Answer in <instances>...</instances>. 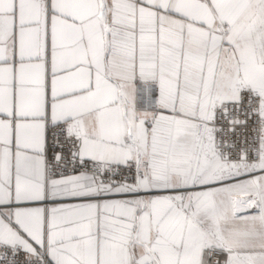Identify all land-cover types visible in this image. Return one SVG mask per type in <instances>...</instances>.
<instances>
[{
	"label": "snow or ice",
	"instance_id": "1",
	"mask_svg": "<svg viewBox=\"0 0 264 264\" xmlns=\"http://www.w3.org/2000/svg\"><path fill=\"white\" fill-rule=\"evenodd\" d=\"M0 264H264V0H0Z\"/></svg>",
	"mask_w": 264,
	"mask_h": 264
}]
</instances>
